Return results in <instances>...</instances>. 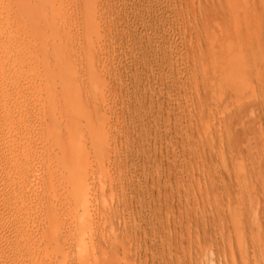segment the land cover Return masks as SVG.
<instances>
[{
	"label": "rangeland",
	"instance_id": "obj_1",
	"mask_svg": "<svg viewBox=\"0 0 264 264\" xmlns=\"http://www.w3.org/2000/svg\"><path fill=\"white\" fill-rule=\"evenodd\" d=\"M0 1V264H264V106L257 90L241 124L244 109L228 107L245 95L231 98L234 38L221 43L217 0ZM226 1L229 11L248 2ZM237 13L234 26L246 18ZM64 166L88 180L89 211ZM86 216L82 249L75 226Z\"/></svg>",
	"mask_w": 264,
	"mask_h": 264
},
{
	"label": "bare ground",
	"instance_id": "obj_2",
	"mask_svg": "<svg viewBox=\"0 0 264 264\" xmlns=\"http://www.w3.org/2000/svg\"><path fill=\"white\" fill-rule=\"evenodd\" d=\"M218 1H219V3H220V5L221 4H223L224 2H228V1H224V0H217V3H216V8H217V10L218 11H216L215 13H217V15L216 14H214L215 16H216V18H218V19H216V24H218V26H219V30H221V31H225V32H227L228 30V27H232L231 25H232V23H233V26H234V19L232 20V16L234 17H236V12L238 11V13H244L245 14V16H246V18L245 19H249V23H247L248 21H244L245 19L242 17V16H240L241 17V19L239 20V18L235 21V22H237V23H241V25H242V27L243 28H241V27H239V25H237V23H236V25L237 26H234L235 27V30H236V32H235V30L234 29H229L230 31L228 32V33H223L224 35H220L219 37H220V39H221V43L222 44H224V46H225V44L227 45V42L229 43H231L233 40H232V38H234V41H233V43H231V44H228L226 47H228L229 48V50H232V51H228L229 52V56L227 55H225V51H226V49L227 48H224V46H223V48L222 49H225V50H222L221 52H223L222 54H224L225 55V57H228V58H226V59H228V60H226V62L228 61V63H229V66L227 65H225L226 66V68H223V66H222V68L224 69V71H225V69H229V71H230V73L232 74H230L231 75V77L230 76H228L229 75V72H228V74H224L223 73V71H222V74L223 75H226V76H228V78H226V77H224V78H226V79H233V80H236V82L237 83H235V85H234V88L235 87H237V90H236V88H235V90L234 91H232V93L233 94H236L237 92L238 93H240V95L241 94H244L245 96H244V101H243V97L241 98V96H239V99H242V101H243V103H244V105H243V103H242V105L240 104L241 103V100H240V103H239V105L240 106H246L245 108H241V107H238L239 105H238V103L236 104L234 101V103L236 104V105H238L236 108H235V105L234 104H231V106H228V107H230L231 109H235L236 110V113H237V116H238V114H239V112H240V110L241 109H244L243 110V113L242 112H240V115H241V117H239L238 116V118H240L239 120H240V123L239 124H241V122L242 121H244V115L245 116H247V117H251L253 114L250 112H248V110L249 111H251V109L248 107L250 104H246L245 105V102L247 103V101H246V99H248V97L249 96H252V94L253 93H256V91L257 90H259L258 91V93L260 94V95H258L259 96V98L257 97L256 99H259L260 100V98L262 99V101L260 100L259 101V103H258V100H256L255 101V97L257 96V94H256V96L255 97H249V100H251V102L254 100L255 102H257L260 106H264V104H263V102H264V0H260L261 1V3H260V5H257V3L255 4L254 2V4H252V1L253 0H251V5L253 6H255V7H253L254 8V10H253V8L252 7H250V6H248L249 5V3L248 2H250V0H240V3L243 1V2H245V1H248L247 2V4H246V2H245V5H246V7L248 6V8L250 7V8H252L251 9V11H250V9H249V13H247L248 11H246L245 9H246V7H245V9L243 8V7H239V10H240V12H239V10L237 9V11H236V8H238V7H236L235 5L233 6V7H231V10L229 11V6H227L226 7V5L225 4H227V3H225L224 5H225V8L223 9L222 7L220 8L219 6L220 5H218L219 3H218ZM221 1H222V3H221ZM259 1V0H258ZM1 2V1H0ZM232 2V1H231ZM239 3V4H240ZM7 5V4H6ZM20 5V4H19ZM241 5V4H240ZM242 5H243V3H242ZM241 5V6H242ZM0 6H1V4H0ZM223 6V5H222ZM244 6V5H243ZM3 7V6H2ZM236 7V8H235ZM6 8V7H5ZM227 8V9H226ZM232 8H233V10H232ZM247 8V9H248ZM235 10V11H234ZM244 10V11H243ZM238 13H237V15H238ZM239 15H241V14H239ZM238 15V16H239ZM244 16V15H243ZM244 16V17H245ZM248 16V17H247ZM236 19V18H235ZM243 19V21H244V23H245V25L243 24V21H241ZM215 20V19H214ZM214 20H212V21H214ZM219 20V21H218ZM254 20V21H253ZM217 21H218V23H217ZM229 21V23L227 24V22ZM232 23H231V22ZM239 21H241V22H239ZM251 22H254L255 23V26L253 25V23H251ZM251 23V24H250ZM10 24V23H9ZM229 24H231V25H229ZM4 26H5V24H3ZM214 25V24H213ZM227 25H228V27H227ZM240 25V26H241ZM246 25H251L252 27L251 28H247V27H245L244 28V26H246ZM1 26V25H0ZM215 26V25H214ZM7 27V26H6ZM226 27H227V29H226ZM236 27H239L240 29H241V31L238 29H236ZM2 28V27H1ZM213 28V27H212ZM4 29V28H3ZM2 29V30H3ZM6 29V31H7V28H5ZM9 30L11 29V28H8ZM217 29V30H218ZM222 29H224V30H222ZM244 29V30H243ZM252 30H254V32H257V34L255 35V36H252V35H248V33L246 34L245 32H251ZM5 31V32H6ZM214 31H215V29H214ZM221 31H219L220 33H221ZM232 31H234L235 33H236V35H234L235 33L234 32H232ZM238 31L240 32V33H242V34H240V35H242V37H243V34L245 35L242 39H240L241 37H240V35L239 36H237V34H238ZM1 32V31H0ZM218 32V33H219ZM253 32V31H252ZM3 33V32H2ZM8 33V32H7ZM216 33V32H215ZM230 33H234L233 34V36H237L236 38L235 37H231L232 36V34H230ZM230 34V36H228V35ZM253 34V33H252ZM227 35V36H226ZM226 36V37H225ZM225 37V38H224ZM237 38H239V39H237ZM217 39V38H216ZM236 39V40H235ZM218 40V42H220L219 41V39H217ZM216 40V41H217ZM20 42V41H19ZM211 42H213V40L211 41ZM210 42V43H211ZM217 42V43H218ZM216 43V44H217ZM213 44V43H212ZM6 46V45H5ZM7 46H8V44H7ZM18 46V45H17ZM218 46L220 47V46H222L221 44L219 45L218 44ZM1 48H4V47H2V46H0ZM12 47V46H11ZM0 48V49H1ZM231 48V49H230ZM9 49V48H8ZM3 50V49H2ZM7 50V49H6ZM12 50V49H11ZM14 50V49H13ZM19 50V49H18ZM221 50V49H220ZM228 50V49H227ZM5 51V50H4ZM8 51V50H7ZM1 52H3V51H1ZM19 52V51H18ZM1 54V53H0ZM3 54V53H2ZM1 54V55H2ZM9 54V53H8ZM227 54V53H226ZM5 55V54H4ZM7 56V55H6ZM215 56V55H214ZM1 57V56H0ZM225 57L223 56V59H225ZM7 58V57H6ZM6 58H4V59H6ZM218 58V57H217ZM2 60H3V58H1ZM9 59V58H8ZM216 59V58H215ZM214 59V60H215ZM18 61V60H17ZM215 61H217V60H215ZM7 62V61H6ZM9 62V61H8ZM224 62V61H223ZM3 63V62H2ZM3 64H6V63H3ZM9 64V63H8ZM15 64V63H14ZM215 64V63H214ZM217 65V64H216ZM222 65V64H221ZM220 65V66H221ZM8 66V65H7ZM11 66H12V64H11ZM4 67H6V66H4ZM214 67H215V65H214ZM11 68V67H10ZM218 68L219 67H217V70H218ZM6 70H8V69H6ZM227 72H225V73H227ZM220 73V72H219ZM66 74V73H65ZM239 74V75H238ZM233 75H235V77L233 76ZM236 75H238V76H236ZM0 76H2V75H0ZM218 77V76H217ZM230 77V78H229ZM237 77V78H236ZM94 78H95V82L96 83H94V85L95 84H97V85H95V86H97L98 87V79H97V77H95L94 76ZM236 78V79H235ZM0 79H1V77H0ZM2 81V80H1ZM0 81V82H1ZM64 82V81H63ZM103 82V81H102ZM204 82V81H203ZM233 82V81H232ZM9 83V82H8ZM100 84V83H99ZM237 84V85H236ZM1 85V84H0ZM232 85H233V83H232ZM101 86H102V84H101ZM97 87H95V89H97ZM215 87V86H214ZM217 87V86H216ZM220 87V86H219ZM221 87H223V86H221ZM227 87V86H226ZM233 87V86H232ZM232 87H230V88H232ZM99 88V87H98ZM92 89V88H91ZM94 89V90H95ZM206 89V88H205ZM228 89V88H227ZM5 90V89H4ZM102 90V89H101ZM231 90H233V88L231 89ZM230 91V90H229ZM95 92V91H94ZM93 92V93H94ZM97 92V91H96ZM95 92V93H96ZM210 92V91H209ZM231 92V91H230ZM236 92V93H235ZM102 93H104V92H102ZM232 93H230V94H232ZM218 94V93H217ZM237 95V97L234 95H232L233 97H231L232 99L234 98H238V94H236ZM254 95V94H253ZM94 96V95H93ZM152 96V95H151ZM261 96V97H260ZM100 97V96H99ZM226 97V96H225ZM228 97V96H227ZM210 98V97H209ZM219 98V97H218ZM93 99H95V98H93ZM97 99V98H96ZM96 99L93 101V102H95L96 101ZM232 99H231V101H232ZM226 100V99H225ZM151 101V100H150ZM239 100H237L236 102H238ZM98 102V101H97ZM103 102V101H102ZM109 102V101H108ZM215 102V101H214ZM230 102V101H229ZM228 102V103H229ZM249 102V101H248ZM250 102V103H251ZM253 103L252 102V104H257V103ZM1 103V102H0ZM104 103H106V102H104ZM222 103H223V101H222ZM98 104H100V103H98ZM230 104V103H229ZM258 104H257V106H258ZM93 105L95 106V104L93 103ZM224 105H225V103H224ZM223 105V106H224ZM233 105V106H232ZM254 105V106H255ZM98 106V105H97ZM250 106H253V105H250ZM256 106V107H257ZM66 107V106H65ZM104 107V106H103ZM107 107H108V105H107ZM234 107V108H233ZM255 107V110H257L258 109V107L256 108ZM67 108V107H66ZM100 108H101V106H100ZM106 108V107H105ZM209 108V107H208ZM229 108V109H230ZM240 108V110H237V109H239ZM247 108V110H245ZM262 109H263V107H261ZM4 109H5V107H4ZM7 109V108H6ZM211 109V108H210ZM222 109V108H221ZM230 109V112L232 111ZM253 109V108H252ZM259 109H260V107H259ZM262 109H260V111L262 110ZM61 110V109H60ZM255 110H252L253 111V113H255ZM264 110V109H263ZM262 110V111H263ZM96 111V110H95ZM98 111V110H97ZM102 111V110H101ZM104 111V110H103ZM229 111V110H228ZM234 111V110H233ZM232 111V112H233ZM238 111V112H237ZM242 111V110H241ZM246 111V112H245ZM260 111H258L259 112V114H261L260 113ZM54 112V111H53ZM60 112H62V111H60ZM99 112V111H98ZM107 112V111H106ZM223 112V111H222ZM245 112V113H244ZM92 113H93V111H92ZM229 113V112H228ZM235 113V111L233 112V113H229V114H231L232 115V118H231V115H230V117L229 118H231V119H233L234 117H233V114ZM242 113V114H241ZM246 113H249V114H251V115H249V114H246ZM256 113H257V111H256ZM102 114V113H101ZM262 114H264V112L262 113ZM261 114V115H262ZM106 115V114H105ZM227 115V114H226ZM225 115V116H226ZM243 115V116H242ZM229 116V115H228ZM227 116V117H228ZM234 116L236 117V115L234 114ZM260 116V115H259ZM258 116V117H259ZM264 116V115H263ZM258 117H256V119L258 118ZM237 117L236 118H234V120L235 121H238L237 119H238ZM260 118V117H259ZM223 119V122L225 123V121H230L231 119H224V118H221V120ZM248 118H246V120H247ZM255 119V118H254ZM256 119H255V121H256ZM67 120H69V119H67ZM103 120V119H102ZM219 120L220 119H218V122H219ZM225 120V121H224ZM233 120V122L235 123V121ZM245 120V121H246ZM261 120V119H260ZM71 121V120H70ZM69 121V122H70ZM217 121V120H216ZM248 121V120H247ZM246 121V123H248ZM252 122H253V120H251ZM250 121V122H251ZM262 121V120H261ZM68 122V121H67ZM68 122V123H69ZM230 122H232V120L230 121ZM230 122H229V126H230ZM239 122V121H238ZM243 123H245V122H243ZM258 123H260V121L258 120V122L256 123V124H258ZM217 124V123H216ZM222 124V123H221ZM236 124H237V122H236ZM68 125H70V124H68ZM97 125H98V123H97ZM101 125V124H100ZM225 125V124H224ZM227 125V124H226ZM232 125V124H231ZM238 125V124H237ZM245 125V124H244ZM253 125V124H252ZM254 125H255V122H254ZM253 125V126H254ZM259 125V124H258ZM57 126V125H56ZM55 126V128L54 129H56V131H57V127ZM61 126V125H60ZM59 126V127H60ZM96 126V125H95ZM242 126H243V124H242ZM245 126H247V125H245ZM62 127V126H61ZM71 127V126H70ZM104 127H106V126H104ZM225 127V126H224ZM226 127H228V125L226 126ZM235 127V125L233 126V128ZM238 127H241V126H238ZM248 127H250V126H248ZM52 128V127H51ZM214 128V127H213ZM243 128V127H242ZM247 128V127H246ZM198 129V128H197ZM205 129V128H204ZM235 129V128H234ZM240 129V128H239ZM244 129V128H243ZM103 130V129H102ZM230 130H232L233 132L235 131V130H233V129H230ZM257 130V129H256ZM43 131V130H42ZM55 131V130H54ZM105 131V130H104ZM50 132V131H49ZM58 132L60 133L61 132V129H60V131L58 130ZM231 132V131H230ZM235 132H237V131H235ZM55 133V132H54ZM54 133H52L51 135H53ZM59 133H57V134H59ZM63 133V132H62ZM107 133V132H106ZM232 133V132H231ZM231 133L229 134L230 135V137L232 136L231 135ZM256 133V132H255ZM100 134V133H99ZM105 134V133H104ZM235 134V133H234ZM241 134H242V132H241ZM47 135V134H46ZM60 135V134H59ZM59 135L57 136V137H59ZM66 135V134H65ZM69 135V134H68ZM237 135H238V133H237ZM236 135V136H237ZM243 135V134H242ZM55 136V138H56V140L58 139L57 137ZM234 137H236L235 135H233ZM239 136V135H238ZM49 137V136H48ZM61 137V136H60ZM227 137H228V135H227ZM242 137V136H241ZM245 137V136H244ZM247 137V136H246ZM52 139H54V137L52 138ZM67 139V138H66ZM232 139H234V138H232ZM245 139H247V138H245ZM261 139V138H260ZM44 140V139H43ZM229 140V139H228ZM235 140H238L237 139V137L235 138ZM235 140H233L234 141V143L236 142H238V141H235ZM248 140V139H247ZM70 141V140H69ZM233 141L231 142V140H230V142H231V144L233 143ZM246 141V140H245ZM53 142V141H52ZM55 142V141H54ZM101 143V142H100ZM228 143V142H227ZM235 143V144H236ZM57 144V143H56ZM103 144H105V142H103ZM79 145V144H78ZM76 146V148L78 147L79 148V151L77 150H75L76 151V155L75 156H77V161L78 162H75V163H72V164H74V165H77V163H79L80 162V158H78L79 156H80V154H79V152H80V146H82V144H80V146ZM98 146H99V148H101L100 147V144H97ZM73 146V145H72ZM95 146V145H94ZM105 145H103L102 146V148L104 147ZM108 146V145H107ZM76 148H70L71 150H69V152L70 151H72L73 153H75L74 152V149H76ZM98 148V151H100L101 149H99ZM104 150H105V147L103 148ZM109 149V148H108ZM213 150V149H212ZM109 151V150H108ZM71 152V153H72ZM72 153V154H73ZM86 153V152H85ZM101 153V152H100ZM99 153V154H100ZM104 153H106V151H104ZM103 153V154H104ZM27 154V153H26ZM72 154H71V156H72ZM78 154H79V156H78ZM98 154V153H97ZM123 154V153H122ZM237 154V153H236ZM69 155V154H68ZM105 155V154H104ZM24 156V155H23ZM74 156V157H75ZM105 156H107V155H105ZM74 157H71V158H73L72 160L73 161H75V158ZM81 157V156H80ZM99 157V156H98ZM102 157H103V155H102ZM100 158V157H99ZM107 158V157H106ZM79 159V160H78ZM103 159V158H102ZM59 161V160H58ZM72 161V162H73ZM66 162V161H65ZM68 162H69V160H68ZM68 162L67 163H65V165H68ZM99 162V161H98ZM106 162V161H105ZM100 163H103L102 161H100ZM83 164V163H82ZM105 164V163H104ZM81 165V163L78 165V166H74L75 168H79V166ZM97 165H101L102 166V164H97ZM58 166V165H57ZM70 166V165H69ZM95 166V165H94ZM61 167H62V165H61ZM68 167V166H67ZM67 167H65L64 166V168H66L67 169ZM72 168H74L73 166H71ZM69 168L68 167V169H67V171L69 172V173H67V174H69L68 175V177L70 176V177H73V175L70 173V172H72V173H74V171L75 170H78V169H72V168ZM103 167V166H102ZM63 168V169H64ZM81 168V167H80ZM58 169V168H57ZM70 169L72 170V171H70ZM34 170V169H33ZM60 170H61V168H60ZM59 170V171H60ZM102 170V169H101ZM48 171V170H47ZM46 171V172H47ZM66 171V172H67ZM103 171H104V169H103ZM102 171V172H103ZM107 171V170H106ZM49 172V171H48ZM65 172V173H66ZM101 172V171H100ZM99 172V173H100ZM101 172V173H102ZM54 173V172H53ZM53 173H51V174H53ZM57 173V172H56ZM98 173V174H99ZM100 173V174H101ZM103 173H105V172H103ZM15 174V173H14ZM66 174V175H67ZM81 174V173H80ZM80 174H78V176L80 175ZM61 175H62V173H61ZM64 175V174H63ZM72 175V176H71ZM75 175V174H74ZM21 176V175H20ZM58 176H59V174H58ZM100 176V175H99ZM98 176V177H99ZM12 177V176H11ZM14 177V176H13ZM54 177V176H53ZM60 177H62V176H60ZM66 178V181L65 182H70V180L72 179V178ZM77 177V176H76ZM74 177L72 180H75V181H73L74 182V185L73 184H71V183H73V182H70V184L74 187V190H73V188L71 189V188H69L71 185L70 184H67V185H70L69 187H68V190L69 189H71V193L74 191V193L75 192H77L78 191V193L79 192H81L80 193V195L78 194H73L72 193V197H73V195L75 196L76 195V197L75 198H77V199H75V202H76V200H77V202L76 203H79L80 205H82L80 208H79V210L82 208L84 211H86V210H88L89 209V207H88V205H87V202H88V194H89V192L87 191L88 189H89V187H86V182L88 181V180H86V178H84V177ZM86 177V176H85ZM47 178V177H46ZM52 178V177H51ZM64 178V179H65ZM17 179V178H16ZM16 179H14V180H16ZM55 179H57V178H55ZM68 179V180H67ZM70 179V180H69ZM77 179V180H76ZM90 179V178H89ZM13 180V179H12ZM48 180V179H47ZM47 180H46V182H47ZM59 180V179H58ZM101 180H103V179H101ZM100 180V181H101ZM1 181V180H0ZM3 181V180H2ZM22 181V180H21ZM61 181V180H60ZM90 181V180H89ZM8 182H10V181H8ZM8 182H7V185H8ZM58 182V181H57ZM67 182V183H68ZM99 182V181H98ZM13 183V182H12ZM21 183V182H20ZM55 183V182H54ZM60 183V182H59ZM206 183V182H205ZM10 184H11V182H10ZM242 184V183H241ZM43 185V184H42ZM48 185V184H47ZM54 185V184H53ZM88 185H90V184H88ZM213 185V184H212ZM14 186V185H13ZM45 186H46V184H45ZM63 186H64V184H63ZM11 187V186H10ZM17 187V186H16ZM62 187V186H61ZM65 187H66V185H65ZM105 187V186H104ZM3 188H5V187H3ZM15 188V187H14ZM86 188H88V189H86ZM97 188V187H96ZM98 188H100V187H98ZM103 188V187H102ZM18 189V188H17ZM48 189H49V186H48ZM62 189V188H61ZM65 189V188H64ZM67 189V188H66ZM103 190V189H102ZM206 190V189H205ZM217 190V189H216ZM27 192V191H26ZM36 192V191H35ZM44 192V191H43ZM46 192V191H45ZM60 192V191H59ZM29 193V192H28ZM62 193H63V191H62ZM68 193V192H67ZM69 193H70V191H69ZM96 193V192H95ZM33 194V193H32ZM51 194V193H50ZM102 195V194H101ZM46 196H48V194L46 195ZM53 196V195H52ZM52 196H51V198H52ZM64 196H66V195H64ZM105 196V195H104ZM68 197V196H67ZM58 198V197H57ZM63 198V197H62ZM104 198V197H103ZM56 199V198H55ZM49 200V199H48ZM72 200H74V197L72 198ZM60 201H63L62 199L60 200ZM69 201V200H68ZM67 201V202H68ZM53 202H55L56 203V201H54L53 200ZM65 202V201H64ZM44 203V202H43ZM49 203V202H48ZM47 203V201H46V204H48ZM70 203V202H69ZM74 203V202H73ZM1 204H3V203H1ZM39 204V203H38ZM58 204H60V206L62 207V203H58ZM65 204H67V203H65ZM71 204H72V202H71ZM89 205H90V203H88ZM49 205V204H48ZM54 205V204H53ZM73 205V204H72ZM78 205V204H77ZM79 205V206H80ZM44 206V205H43ZM47 206V205H46ZM73 206H76V205H73ZM73 206H71L72 208H73ZM67 207V206H66ZM71 210H72V208L70 207V206H68ZM111 207V206H110ZM213 207V206H212ZM7 208V207H6ZM41 208V207H40ZM43 208V207H42ZM54 208V207H53ZM58 208H59V206H58ZM76 208V207H75ZM74 208V210H76ZM49 209V208H48ZM47 209V210H48ZM63 209V208H62ZM67 209V208H66ZM78 209V208H77ZM86 209V210H85ZM104 209V208H103ZM18 211V210H17ZM51 211V210H50ZM77 211V210H76ZM84 211H82V212H84ZM89 211V210H88ZM16 212V211H15ZM72 212V211H71ZM256 212V211H255ZM20 213V212H19ZM53 213V212H52ZM51 213V214H52ZM58 213V212H57ZM67 213V212H66ZM65 213V214H66ZM69 213V212H68ZM85 213H87V212H85ZM18 214V213H17ZM55 214V213H54ZM59 214V213H58ZM63 214H64V212H63ZM72 214V213H71ZM76 214V212H74V214L73 215H75ZM21 215V214H20ZM53 215V214H52ZM67 215H69V214H67ZM84 215V214H83ZM87 215V214H86ZM88 215H90L89 213H88ZM92 215V214H91ZM61 216H62V214H61ZM70 216V215H69ZM216 216V215H215ZM14 217H15V215L13 216V219H14ZM17 217V216H16ZM15 217V218H16ZM19 217V216H18ZM57 217H59V215L57 216ZM62 217H64V216H62ZM87 217V216H86ZM55 218H56V216H55ZM55 218H53V219H55ZM60 218V217H59ZM66 218V217H65ZM253 218V217H252ZM18 219V218H17ZM68 219V218H67ZM79 219L81 220V221H79ZM78 219V224H77V227L75 226V228H77L76 230H78L79 228V230H78V233H76V234H78V235H76L77 237H75V239L77 238V239H79L80 238V240H78L79 242V244H78V246H77V244H76V246L77 247H79V245H80V247H82V249H84L83 247L87 244L86 243V238H87V236L89 235H87V233L85 232V231H87L89 228H91L92 227V224H89L88 222L90 221V220H88V219H91L90 218V216H89V218L87 217V218H79ZM88 221H87V220ZM46 220V219H45ZM63 220V219H62ZM10 221H11V219H10ZM13 221V220H12ZM17 221V220H16ZM65 221V220H64ZM70 221V220H69ZM68 221V222H69ZM73 221H75V220H72L70 223H72ZM258 221H260V220H258ZM14 222H15V220H14ZM14 222H12V223H14ZM18 222V221H17ZM39 222V221H38ZM76 222V221H75ZM2 223V222H1ZM5 223V222H4ZM60 223V222H59ZM204 223V222H203ZM3 224V223H2ZM73 224V223H72ZM72 224H70V225H72ZM75 224V223H74ZM1 225V224H0ZM15 225V224H14ZM58 224H56V226H57ZM60 225V224H59ZM63 225V224H62ZM68 225V224H67ZM100 225V224H99ZM209 225V224H208ZM250 225V224H249ZM29 226V225H28ZM54 226V225H53ZM6 227V226H5ZM16 227V226H15ZM49 227V225L47 224V228ZM79 227V228H78ZM3 228V227H2ZM8 228V227H7ZM35 228V227H34ZM54 228V227H53ZM62 228V227H61ZM73 228H74V225H73ZM4 229V228H3ZM13 229V228H12ZM36 229V228H35ZM46 229V228H45ZM55 229V228H54ZM67 229H68V227H67ZM70 229H71V227H70ZM206 229V228H205ZM8 231H9V229H7ZM16 230V229H15ZM27 230V229H26ZM31 230H33V229H31ZM58 230V229H57ZM63 230V229H62ZM73 230V229H72ZM92 230V229H91ZM91 230H90V232H91ZM13 231V230H12ZM52 231V230H51ZM56 231V230H55ZM58 231H60V230H58ZM68 231H70V230H68ZM0 232H1V230H0ZM36 232V231H35ZM57 232V231H56ZM71 232V231H70ZM76 231H74V233H75ZM8 233V232H7ZM26 233V232H25ZM66 233V232H65ZM88 233H89V230H88ZM13 234H14V232H13ZM12 234V235H13ZM21 234H22V232H21ZM28 234V233H27ZM34 234V233H33ZM58 234V233H57ZM62 234H64V233H62ZM69 234V233H68ZM70 234H72V233H70ZM69 234V235H70ZM255 234V233H254ZM18 235V234H17ZM24 235V234H23ZM22 235V236H23ZM26 235V234H25ZM53 235V234H52ZM61 235V234H60ZM60 235H57V237L59 236V238H60V241H61V237L62 236H60ZM66 235H67V233H66ZM91 236H92V233L90 234ZM89 235V236H90ZM121 235V234H120ZM16 236V235H15ZM15 236H14V238H15ZM20 236V235H19ZM27 236V235H26ZM34 236V235H33ZM46 236V235H45ZM54 236V235H53ZM70 236H72V235H70ZM88 236V237H89ZM10 237V236H9ZM21 237V236H20ZM36 237V236H35ZM55 237V236H54ZM53 237V238H54ZM67 239H69L70 237L68 236H65ZM64 237V235H63V238H65ZM79 237V238H78ZM6 238V237H5ZM8 238V237H7ZM11 238H12V236H11ZM17 238V237H16ZM24 238V237H23ZM30 238V237H29ZM47 238V237H46ZM65 238V239H66ZM114 238V237H113ZM112 238V239H113ZM217 238V237H216ZM10 239V238H9ZM22 239V238H21ZM27 239H28V237H27ZM56 239V242H57V238H55ZM74 239V240H75ZM91 238H89V240H90ZM115 239V238H114ZM205 239V238H204ZM11 240V239H10ZM51 240V239H50ZM63 240V239H62ZM72 239H70V241H71ZM73 240V241H74ZM201 240V239H200ZM1 241V240H0ZM11 241H14V240H11ZM10 241V242H11ZM24 241V240H23ZM22 241V242H23ZM65 241V240H64ZM115 241V240H114ZM122 241V240H121ZM262 241V240H261ZM17 242V241H16ZM27 242V241H26ZM25 242V243H26ZM30 242H31V240H30ZM55 242V243H56ZM58 242H59V240H58ZM63 242V241H62ZM7 243V242H6ZM9 243V242H8ZM61 243V242H60ZM71 243H72V241H71ZM249 243V242H248ZM11 244V243H10ZM9 244V245H10ZM18 244H20L19 242H18ZM30 244V243H29ZM53 244V243H52ZM51 244V245H52ZM63 244V243H62ZM62 244H60V245H62ZM73 244V243H72ZM75 244V243H74ZM113 244H114V242H113ZM116 244V243H115ZM206 244V243H205ZM14 245V244H13ZM33 245V244H32ZM31 245V246H32ZM53 245H55V244H53ZM58 245V244H57ZM56 245V246H57ZM60 245H58V246H60ZM200 245V244H199ZM212 245V244H211ZM18 246V245H17ZM21 246H23V245H21ZM73 246V245H72ZM89 246V245H88ZM106 246V245H105ZM116 246V245H115ZM10 247H11V245H10ZM19 247V246H18ZM61 247V246H60ZM63 247V249H64V246H62ZM62 247L60 248V249H62ZM99 247V246H98ZM104 247V246H103ZM111 247H113V246H111ZM6 248V247H5ZM8 248H9V246H8ZM15 248V247H14ZM13 248V249H14ZM28 248V247H27ZM66 248H67V246H66ZM86 248V247H85ZM115 248V247H114ZM208 248H209V246H208ZM234 248V247H233ZM3 249V248H2ZM12 249V248H11ZM18 249V248H17ZM16 249V250H17ZM50 249H52V248H50ZM54 249H56L55 247H54ZM58 249V250H57ZM56 249V251L54 250V252H56L57 253V255H58V253L60 252L59 251V248H57ZM101 249V248H100ZM107 249V248H106ZM122 249V248H121ZM202 249V248H201ZM246 249V248H245ZM10 250V249H9ZM53 250V249H52ZM76 250H78V249H76ZM75 250V251H76ZM108 250V249H107ZM113 250V249H112ZM111 250V251H112ZM7 251V250H6ZM14 251V250H13ZM81 251V250H80ZM97 251V250H96ZM262 251V250H261ZM9 252H11V250L9 251ZM53 252V251H52ZM62 252V251H61ZM61 252H60V254H61ZM64 252V251H63ZM95 252V251H94ZM113 252V251H112ZM243 252V251H242ZM18 253V252H17ZM51 253V252H50ZM79 253V252H78ZM2 254V253H1ZM8 254V253H7ZM11 254V253H10ZM14 254H15V256H16V251L14 252ZM9 255V254H8ZM22 255V254H21ZM56 255V258H59L58 256ZM253 255V254H252ZM10 256H12V254L10 255ZM20 256V255H19ZM23 256V255H22ZM28 256V255H27ZM87 256V255H86ZM248 256V255H247ZM5 257V256H4ZM9 257V256H8ZM8 257H7V259H8ZM17 257H18V255H17ZM49 257V256H48ZM53 257V256H52ZM85 257V256H84ZM19 258V257H18ZM21 258V257H20ZM54 258H55V256H54ZM56 258H55V260H56ZM63 258V257H62ZM2 259H3V257H2ZM10 259V258H9ZM11 259H13V257H11ZM16 259V258H15ZM53 259V258H52ZM61 259V258H60ZM17 260V259H16ZM22 260V259H21ZM228 260V259H227ZM246 260V259H245ZM252 260V259H251ZM3 261V260H2ZM26 261V260H25ZM57 261V260H56ZM60 261H62V259L60 260ZM77 261V260H76ZM225 261H226V259H225ZM238 261V260H237ZM21 262V261H20ZM24 262V261H23ZM102 262V261H101ZM18 263V262H17ZM61 263V262H60ZM110 263V262H109ZM3 264V263H2ZM20 264V263H19ZM65 264V263H64ZM75 264V263H74ZM246 264H249V263H246Z\"/></svg>",
	"mask_w": 264,
	"mask_h": 264
}]
</instances>
